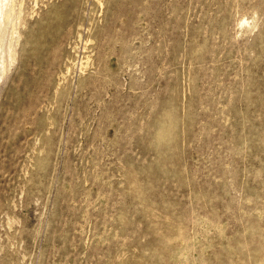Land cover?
Here are the masks:
<instances>
[{"label":"rangeland","instance_id":"rangeland-1","mask_svg":"<svg viewBox=\"0 0 264 264\" xmlns=\"http://www.w3.org/2000/svg\"><path fill=\"white\" fill-rule=\"evenodd\" d=\"M1 2L0 264H264V0Z\"/></svg>","mask_w":264,"mask_h":264},{"label":"bare ground","instance_id":"bare-ground-1","mask_svg":"<svg viewBox=\"0 0 264 264\" xmlns=\"http://www.w3.org/2000/svg\"><path fill=\"white\" fill-rule=\"evenodd\" d=\"M1 1H2V0H0V12H1V3H2ZM3 3H4V2H3ZM3 6H4V5H3ZM122 8H123V7H122ZM125 10H126V9H125ZM125 12H126V11H125Z\"/></svg>","mask_w":264,"mask_h":264}]
</instances>
